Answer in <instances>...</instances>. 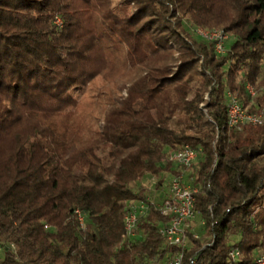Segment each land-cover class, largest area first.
Returning <instances> with one entry per match:
<instances>
[{
    "label": "trees",
    "instance_id": "trees-1",
    "mask_svg": "<svg viewBox=\"0 0 264 264\" xmlns=\"http://www.w3.org/2000/svg\"><path fill=\"white\" fill-rule=\"evenodd\" d=\"M195 28L228 33L225 53ZM229 94L264 109V0H0V264H255L264 125L229 127ZM184 146L199 151L187 171L168 161ZM183 173L203 223L184 251L160 233L168 192L133 187Z\"/></svg>",
    "mask_w": 264,
    "mask_h": 264
},
{
    "label": "built area",
    "instance_id": "built-area-1",
    "mask_svg": "<svg viewBox=\"0 0 264 264\" xmlns=\"http://www.w3.org/2000/svg\"><path fill=\"white\" fill-rule=\"evenodd\" d=\"M56 24L61 25V20L56 19ZM193 31L200 37L215 44L216 53L222 55L226 51V43L230 35L222 29H203L195 28ZM251 94H254L253 88L249 87ZM228 124L229 127L241 130L244 126H262L264 125V109L258 111H248L240 103L237 97L228 95ZM199 151L184 146L180 151L171 153L168 161L174 165L180 166L183 170H189L197 162ZM198 187L188 183L185 173L174 175L170 181L168 196L159 206L161 214L169 218L166 225L160 230L161 236L171 246L187 248L186 230H193L192 222L195 220L196 194ZM149 205L146 202H134L130 205L125 217L124 239H132L137 236L138 224L142 217L149 212ZM81 227H84L85 217L80 210L75 211ZM230 258L237 261L240 256L238 249L230 252ZM169 264H183V253L175 255ZM193 264H196L193 262ZM255 264H264V255L258 257Z\"/></svg>",
    "mask_w": 264,
    "mask_h": 264
},
{
    "label": "rangeland",
    "instance_id": "rangeland-1",
    "mask_svg": "<svg viewBox=\"0 0 264 264\" xmlns=\"http://www.w3.org/2000/svg\"><path fill=\"white\" fill-rule=\"evenodd\" d=\"M230 41H231V37L228 40V42L226 43V47H227V45H229ZM83 93H84V90H82V88H78V89L71 91L68 94L71 97L70 101L81 100ZM143 102H144L143 97L139 96L138 103L136 105V109L138 111H141L142 106H143ZM106 134H107V138L110 142L118 143V135L117 134L109 133V132H106ZM172 177L173 176H171L170 174H164V177H162V179L157 178V177L147 176L144 179H142L141 181L135 182L133 184V187L135 190L144 189L147 193L148 199L152 202L159 204L161 199L166 195V192L169 191L170 181H171ZM160 180H161V182H160ZM202 225H203V223H202L201 218L199 216H197L195 218V220L192 222L193 232L196 235L201 234L200 229L202 228ZM189 245H190V243L188 240L187 246H189Z\"/></svg>",
    "mask_w": 264,
    "mask_h": 264
},
{
    "label": "crops",
    "instance_id": "crops-1",
    "mask_svg": "<svg viewBox=\"0 0 264 264\" xmlns=\"http://www.w3.org/2000/svg\"><path fill=\"white\" fill-rule=\"evenodd\" d=\"M169 192V191H168Z\"/></svg>",
    "mask_w": 264,
    "mask_h": 264
}]
</instances>
